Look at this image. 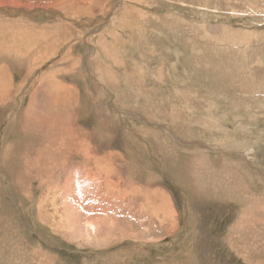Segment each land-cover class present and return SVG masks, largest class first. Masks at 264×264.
<instances>
[{
    "label": "rangeland",
    "instance_id": "1",
    "mask_svg": "<svg viewBox=\"0 0 264 264\" xmlns=\"http://www.w3.org/2000/svg\"><path fill=\"white\" fill-rule=\"evenodd\" d=\"M0 33V264H264V0H0Z\"/></svg>",
    "mask_w": 264,
    "mask_h": 264
},
{
    "label": "bare ground",
    "instance_id": "2",
    "mask_svg": "<svg viewBox=\"0 0 264 264\" xmlns=\"http://www.w3.org/2000/svg\"><path fill=\"white\" fill-rule=\"evenodd\" d=\"M125 20V19H124ZM6 24V23H5ZM2 25V24H1ZM8 27H9V25H8ZM7 28V27H6ZM14 31H15V29H13ZM19 31V30H18ZM16 32V31H15ZM17 34H18V32H16ZM1 34V33H0ZM13 34H14V36H15V33L13 32ZM13 36V35H12ZM13 36V37H14ZM11 37V36H10ZM17 37H19L20 38V36H17ZM8 37H5V39L7 40V42L6 43H8V39H7ZM16 38V37H15ZM13 39V38H12ZM5 41V40H4ZM3 41V42H4ZM10 41V40H9ZM2 42V40L0 39V47H4L5 46V44ZM16 42V41H15ZM29 42V41H28ZM28 42H26V43H28ZM9 44H10V42H9ZM20 45H22L21 43H20ZM11 46H9V48H10ZM20 47V46H19ZM25 47V46H24ZM14 48V47H13ZM12 48V49H13ZM26 48V47H25ZM4 49V48H3ZM173 49H175V48H173ZM171 50V49H170ZM1 51V50H0ZM6 51H8V48L6 49V50H4V52L6 53ZM175 51H178V50H175ZM168 53V52H167ZM171 53H172V50H171ZM170 53V54H171ZM174 54V53H173ZM176 54V53H175ZM174 54V55H175ZM12 55V54H11ZM13 55H15V54H13ZM12 55V56H13ZM168 55V54H167ZM173 55V56H174ZM1 56H2V54H1ZM67 56V55H66ZM172 62V61H171ZM0 95L2 96V99H3V103H2V105L7 101L6 99L8 98V96H9V92L11 91V86L9 85V84H11V83H9V81H10V79L11 78H9V77H7L8 75L4 72V70H3V66L0 64ZM162 67V66H161ZM166 67H167V65H166ZM5 68V70H6V67H4ZM109 69V67L106 65V64H100L99 65V73H100V76L101 77H103L104 79H107L108 78V73H107V70ZM7 71H8V69H7ZM170 71V70H169ZM9 74V73H8ZM170 75H171V73H170ZM2 77L4 78V79H2ZM15 87V86H14ZM57 88H58V97H59V100H58V104H61V105H65L64 104V101L67 99V97L66 96H64V90H67L68 88H66V87H62L61 86V84H59L58 83V86H57ZM10 90V91H9ZM48 93V92H47ZM61 93H62V95H61ZM6 100V101H5ZM30 100H32V99H30ZM1 101V100H0ZM5 101V102H4ZM2 102V101H1ZM0 102V103H1ZM54 106H55V104H54ZM28 108V107H27ZM36 112V111H35ZM37 113V112H36ZM39 115V114H38ZM63 120H65L64 118H62ZM182 133H184V132H182ZM71 152V151H70ZM109 154V153H108ZM109 157H107L108 159L111 157L110 156V154L108 155ZM116 157V156H115ZM88 158V157H87ZM106 158V159H107ZM93 159V158H92ZM100 159V158H99ZM109 161V160H108ZM112 161V160H111ZM110 161V162H111ZM102 164V163H101ZM111 165V164H110ZM112 166V165H111ZM107 168H109V167H107ZM112 170V169H111ZM111 172V171H110ZM109 177V176H108ZM109 179V178H108ZM108 181V180H107ZM111 182V181H110ZM109 184V183H108ZM114 185V184H113ZM120 190V189H119ZM152 199V198H151ZM246 200V199H245ZM256 200V199H255ZM150 201V200H149ZM148 201V202H149ZM75 203V202H74ZM151 203V202H150ZM151 205V204H150ZM72 206V205H71ZM264 207V206H263ZM77 211V210H76ZM249 211V210H248ZM262 211V210H261ZM264 211V210H263ZM89 216V215H88ZM94 222H95V220H94ZM92 223V221H91V225H93L94 226V224L95 223ZM90 223V222H89ZM242 223V222H241ZM236 227V226H235ZM86 228V227H85ZM72 230V229H71ZM73 231V230H72ZM241 251V250H240Z\"/></svg>",
    "mask_w": 264,
    "mask_h": 264
},
{
    "label": "crops",
    "instance_id": "3",
    "mask_svg": "<svg viewBox=\"0 0 264 264\" xmlns=\"http://www.w3.org/2000/svg\"><path fill=\"white\" fill-rule=\"evenodd\" d=\"M4 67H5V66H3L2 68H3L4 72L7 74V70H5ZM7 77H8V76H7ZM44 77H45V76H44ZM38 78H39V77H37V79H38ZM9 85H11V84H9ZM6 100H7V99H6ZM6 100H5V101H6ZM1 101H2V102H1ZM1 101H0V102H1L0 105H2V103H3V100H1ZM5 101H4V102H5Z\"/></svg>",
    "mask_w": 264,
    "mask_h": 264
}]
</instances>
